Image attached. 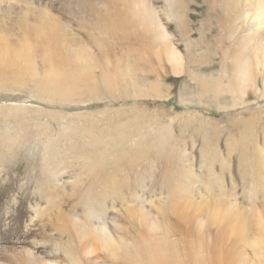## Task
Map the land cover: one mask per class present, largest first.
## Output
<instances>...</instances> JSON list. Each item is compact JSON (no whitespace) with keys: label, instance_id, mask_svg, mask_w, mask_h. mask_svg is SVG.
<instances>
[{"label":"rangeland","instance_id":"rangeland-1","mask_svg":"<svg viewBox=\"0 0 264 264\" xmlns=\"http://www.w3.org/2000/svg\"><path fill=\"white\" fill-rule=\"evenodd\" d=\"M256 1L0 0L2 45L31 49L28 66L0 72V264H122L90 244L89 228L127 251L146 236L168 237L179 254L188 243L209 250L220 233L208 209H191L188 221L171 206L217 199L245 211L261 250H240L247 264H264ZM45 18L73 40L58 54L84 50L68 53L61 79L44 57Z\"/></svg>","mask_w":264,"mask_h":264},{"label":"bare ground","instance_id":"bare-ground-1","mask_svg":"<svg viewBox=\"0 0 264 264\" xmlns=\"http://www.w3.org/2000/svg\"><path fill=\"white\" fill-rule=\"evenodd\" d=\"M256 2L257 3L255 5L257 6V10H256V12H254L255 14H254V17L252 16L253 17L252 20H255L257 27H261L264 25V0H257ZM43 18L44 17H42V19ZM152 21L154 22L155 20H152ZM119 22H120L119 17L115 16L114 23L119 24ZM42 24H43V26H42L41 31L46 36V39L48 40V43H49L48 47L46 48V54L44 57L49 59V60L51 59L53 61V65H54L53 71L58 75L57 79H61V78H63V71L61 70V68L63 67V64L67 61L65 58H67L68 53L71 54V56H73L72 59H77V58H80L79 56L84 55V50H82V48H81L82 46L77 48L75 51L74 50L68 51L66 49L68 44L69 45L73 44V40L70 39V41H69V39H68L67 41H65L64 37L67 34L64 35L62 33V31H61L62 25L60 28L57 25V23L51 22L50 20L49 21L47 20L46 22L44 20V23H42ZM154 25L158 26L157 23H155V22H154ZM254 26H255V24H254ZM155 28H157V27H155ZM158 28L160 29L161 27H158ZM158 28H157V31L160 32V34L162 35V37H163L162 41H163L165 36H164V34L161 33V30H159ZM258 29H260V28H258ZM64 32H66V31H64ZM68 34H70V33L68 32ZM157 35H159V34H157ZM159 37H160V35H159ZM164 41H166V40H164ZM62 42H64V44H66V42H67V45H62V48H63V50L66 51V53H63V55H60L58 53L60 51V48H61L60 45L62 44ZM165 43H167V42H165ZM16 44H17V42H16ZM169 47L170 46L166 47V53L167 54L165 53V57H167V59H170L171 62H175L178 64L179 59L177 57L176 52H174ZM30 50L31 49H29L28 43L21 44V46L18 47V49H16L12 46L2 45L1 39H0V72H4L5 68H7L9 65H16V64L22 65V64H24V66L25 65L28 66L30 64V60H29ZM241 59H242V57H241ZM240 62H241L242 69L239 68L238 72L243 70L244 73H241V74L238 73L240 75L239 78L246 76V66L244 65L245 61L242 59ZM187 192H189V191H187ZM187 192L185 191V193H187ZM179 194H180V191H179ZM182 194H183V192H182ZM200 202H199L198 206H194L195 208H192V206L189 203H187V201H186L187 204L183 203L182 201L181 202L178 201L177 204H175L173 202L174 204H173V206H171L173 208H171V209H172V211H174V213L177 215V217L179 216L181 219L188 220V221L190 218L194 217V215H193L194 213L192 214L193 216L191 215V211H193L191 209H195L194 211H199L200 208L208 209L209 217H210L209 219H210V221L214 222L213 224L217 225V227L219 228V233H220V235L218 234L219 238L218 239H217V237L215 238L216 241L212 244V246L210 247L209 250L206 249L205 246H203V242H199V245L196 247H192V244L188 243L184 247V250L181 251L182 253L179 254L180 252L176 251V249L173 247L171 242H169L168 237L162 235V236H164V238L162 239L161 242H158L156 244L148 243L150 240L148 239V242H147V236H146V239H142L141 242L138 241L139 242L138 244H136V243H135V245L132 244L133 247L130 246V248H131L130 251H127L128 248L126 249L124 243H122V242L115 243L106 234V232L104 230H102L101 228H100L101 230H99V228L87 229L86 233H88V234H86V236L88 237V239H89L88 241L90 242V244L92 246L100 248L101 249L100 251L104 252V254L107 255L106 256L107 258H108V256L111 257V260H112L111 262H113V261L115 262L116 259L119 258L120 261H122V264H182L183 261L179 257L181 255L186 257L185 264H247L248 259L245 257L243 252L240 250L241 243L244 246H246V248L250 247L253 249H257V250L260 248L258 246L259 243L254 242L253 241L254 239L250 240V238H251L250 227H252V225L249 227V223H248L249 221L247 219L245 211H243L242 209L238 210L239 208L237 209L236 206L234 208H232V207L229 208L227 201H225L223 199H217L214 201V203L211 202L209 204L207 202H203V201H202L203 203L200 204ZM140 211H142V210H140ZM135 214L138 215L137 213H135ZM145 214H146V212H144L143 215L145 216ZM145 217L149 218L148 214ZM145 217L142 218L145 226L149 225L150 227H153L154 225H156L155 224L156 222L152 220L154 222V224H153V226H151L152 224L149 223V221ZM145 222L149 223V224H145ZM208 223H209V221H208ZM137 225H140V224L138 223ZM145 226H144V228H145ZM153 228L155 229V226ZM149 229H151V228H149ZM160 229H162V228H160ZM167 229H164V230L166 231ZM256 229H258V228H256ZM156 230H159L158 227L154 231H156ZM169 230L172 231V229H169ZM151 231L152 230H150V233H151ZM165 231H164V234H165ZM148 233L149 232H147V234L146 233L145 234L148 235ZM259 233L260 232L258 231V234ZM261 234H262L261 236L264 237V227L261 229ZM143 237H145V235ZM230 239H232L234 247L232 246V248L227 249V247H225V246H226V243L228 242V240H230ZM83 240H85V238ZM207 240H210V239H207ZM85 242H86V240H85ZM209 243H207V244H209ZM205 245H206V243H205ZM194 246H195V244H194ZM82 247H83V245H82ZM224 248L226 249L225 252H224ZM83 249H84V247H83ZM87 249H89V248H87ZM93 253L94 252H92V255H93ZM91 257H89V258H91ZM93 259L95 260V258L88 259L90 262L89 264H97V262L96 261L94 262ZM243 261H245L246 263H244Z\"/></svg>","mask_w":264,"mask_h":264}]
</instances>
